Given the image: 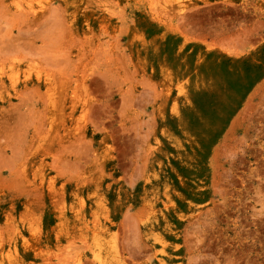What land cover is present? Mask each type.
Returning <instances> with one entry per match:
<instances>
[{"label":"rangeland","instance_id":"374dc122","mask_svg":"<svg viewBox=\"0 0 264 264\" xmlns=\"http://www.w3.org/2000/svg\"><path fill=\"white\" fill-rule=\"evenodd\" d=\"M0 64V264H264V0H0Z\"/></svg>","mask_w":264,"mask_h":264},{"label":"bare ground","instance_id":"6f19581e","mask_svg":"<svg viewBox=\"0 0 264 264\" xmlns=\"http://www.w3.org/2000/svg\"><path fill=\"white\" fill-rule=\"evenodd\" d=\"M25 3H26V2H25ZM29 4L31 5V3H29ZM17 7L19 8V6H17ZM36 15H38V11H37V10H36ZM3 57H4V56H3ZM2 63H4V62H2ZM0 65H1V64H0ZM0 68H1V67H0ZM11 69H12V67H11ZM34 69H35V68H34ZM35 71H37V70H35ZM34 73H35V72H34ZM29 75H30V74H29ZM35 75H36V74H35ZM30 76H31V75H30ZM29 92H31V90H30ZM26 95H27V94H26ZM26 95H25V96H26ZM22 96H23V95H22ZM22 96H21V97H22ZM23 99H24V98H23ZM20 102L22 103V100H21ZM24 102H25V101H24ZM21 103H20V105H21ZM15 104H16V103H15ZM15 104H14V105H15ZM22 104H23V103H22ZM16 105H17L18 107L20 106V105H18V104H16ZM17 106H15V107H16L17 109H19ZM17 109H16V110H17ZM175 109H176V108H175ZM9 113H11V112H8V114H9ZM12 113H13V112H12ZM17 114H18V113H17ZM15 118H16V117H15ZM16 119H17V118H16ZM4 120H5V119H4ZM0 121H2V120H0ZM6 121H7V120H6ZM3 126H4V125H3ZM5 126H6V125H5Z\"/></svg>","mask_w":264,"mask_h":264}]
</instances>
